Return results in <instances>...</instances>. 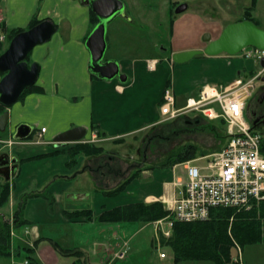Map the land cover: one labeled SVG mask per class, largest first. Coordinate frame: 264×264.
<instances>
[{
	"label": "crops",
	"instance_id": "crops-1",
	"mask_svg": "<svg viewBox=\"0 0 264 264\" xmlns=\"http://www.w3.org/2000/svg\"><path fill=\"white\" fill-rule=\"evenodd\" d=\"M122 2L126 17L118 16L123 21L121 25L113 26L112 23L116 18L108 23L103 59L117 61L119 72L126 76L124 82L119 81L117 77L109 80L100 79L88 69L90 57L85 40L95 26L92 20L93 12L88 5L82 4L80 0H2L1 2L0 24L4 25L6 30H25L34 19L38 21L49 19L55 24V32L50 39L42 45L35 46L38 49L31 56L40 67L35 83L40 89L26 93L6 108L9 113L8 123L12 129L25 123L30 125L34 132L31 139L16 141L17 145L11 144L13 145L11 158L16 159L17 168L10 175L9 200L12 207L13 203L15 207L19 205V218L26 222L19 224L20 228H23L25 233L31 231L28 235H17V240L23 241L24 245H21L23 249L32 247L37 239L40 242L42 240L48 242L50 239L57 241L63 248L82 250L90 264H106L110 260L109 264H125L126 248L129 244L122 242L120 229L114 226L107 228L109 224H100L95 220L68 219L64 216L63 210L74 208L80 205L81 201L89 203L95 215H99L104 209L133 202L159 201L164 208L170 206L186 181L184 162L175 163L170 168L161 170L149 169L147 167L149 165L145 166V163H136L132 166L122 160L121 157L127 154L118 147H123L130 136H137L161 123L159 106L166 86L173 89L175 107L180 108L185 104L186 98L196 96L204 84L247 77L254 67V60L245 58L242 52L235 55L199 54L182 63L173 62L172 56L176 52L201 50L206 45L203 40L205 34H208L210 39H214L222 30L221 25L208 28L201 14H189L186 3V9L174 17L167 45H154L155 51L149 54L132 49L130 38L139 41L141 35L132 32L133 19L139 18L141 22V18L147 14L141 12L138 3L135 8L130 0ZM171 2L179 4L177 1L171 0ZM251 17L253 18L252 15ZM242 19H244V10L232 22ZM213 32L218 34L214 36ZM1 33L6 35V32ZM217 121L221 123V120ZM42 127H45V131L40 136L42 143H32V140L38 138V132ZM73 127L85 129V137L78 142L95 145V141L83 142V140H90L96 135L97 145L109 150L114 156L113 160H111L113 156L107 158L108 161H112L110 165L115 166L113 161L116 160L123 166L124 178L141 169L135 173V177L121 193L113 197L103 194V191L114 188L122 179L118 181L121 178L119 175L116 180L111 179L110 173L113 170L110 168L105 170L106 168L101 164L95 165V157L78 156L75 164L72 166L67 164L69 155L66 149L68 145L76 142L60 147L55 145L53 138ZM11 132L9 136H12ZM226 141L225 136L224 143L218 146L211 144V151L201 149L199 157L196 146V157L185 162L193 164L200 159L204 160L203 157L222 148ZM57 147L61 152L50 155ZM39 155L42 156L19 162V159ZM155 158L153 160L157 159ZM178 167L181 168L183 176L178 174ZM84 184L90 187L81 188ZM45 195L52 197L51 203L44 197ZM89 224L93 230L90 241L82 234L79 235L81 229ZM40 227L48 228V234L43 233ZM144 228L145 226H141V229ZM56 233L60 235L61 241L52 237ZM13 236L14 233L11 243ZM135 237V235L129 236L128 242L133 241ZM95 239L104 242L102 245L105 249L102 250L103 252L106 250L110 255L107 260L101 261L100 253H95ZM152 240L150 234L149 244H152ZM141 241L142 238H138L133 248L136 249ZM259 245L264 247V242L248 245L249 249L242 264H264V248L259 249ZM17 251L19 252L18 247ZM34 251L32 254L25 252V257L30 256L32 260H40L39 264L58 263L56 258L49 263L42 261ZM123 251L124 258H114L115 254ZM158 258L160 262L157 264H164L163 260L166 256L160 258L158 252ZM68 264H77L75 257ZM166 264L214 263L208 260L174 261L172 257Z\"/></svg>",
	"mask_w": 264,
	"mask_h": 264
},
{
	"label": "rangeland",
	"instance_id": "rangeland-1",
	"mask_svg": "<svg viewBox=\"0 0 264 264\" xmlns=\"http://www.w3.org/2000/svg\"><path fill=\"white\" fill-rule=\"evenodd\" d=\"M173 1H177L179 4L186 3L188 5L187 12L189 14H195V13L201 14L208 28L215 25L218 26L221 25V27L223 28L226 24H229L230 22L232 23V21L238 18L241 15L242 11L251 5L252 0H173ZM1 2L2 0H0V5ZM130 2L133 3V7L135 8H137L135 5L138 3L140 5L141 12L147 14V16L141 18V22L138 20L139 18L133 19L134 25L131 27V30L133 33L138 34V36L139 34L141 35L139 37L140 40L138 39L139 41H135L136 40L135 38L134 39L130 38L132 40V44H131L132 49H138L142 51V53L145 52L149 54L155 51L154 45L155 46L158 44L167 45L170 37L169 31L172 24L171 20H174L175 19L174 17L178 15L174 13V8L178 4L171 2V0H130ZM255 2L256 3L254 5L253 10L248 12L250 15L253 16L254 20L256 21V25L264 29V0H255ZM124 17H126V15ZM122 22L123 21L121 17H116L115 22H113L112 24L113 26L114 25L117 26L123 24ZM217 34H218L217 32L212 33V35L214 36ZM125 38H129V37L125 36ZM136 42L139 43L136 44ZM7 44L8 42L6 41V38L4 39V41L0 42V53L6 48ZM37 49L38 47H35L30 51L29 58L26 59L28 63L31 62L32 60L31 56L34 54V52ZM254 62L255 64L251 73L259 70L258 63L256 61ZM263 80H264L263 78L260 80L258 79L255 85H258L259 87L263 86L264 85ZM255 102L256 100L254 101L252 100L249 104L246 105L245 116L248 122H249L248 111L254 109V106L256 104ZM3 110H5V108ZM189 114L191 116L195 115L192 113ZM190 115L187 114L179 115L180 117L177 116L178 118L175 117V119L172 120L169 119L170 121L165 120L167 122L159 125V127H162L163 133L161 132V134L167 135L166 133L168 132L173 133L172 136L170 134L167 138L159 137L161 136L160 134H158L159 130L156 129L153 130L152 128L143 131L137 136H133V137L130 136L123 147L122 146L118 147L120 149L122 148L123 152L127 154V156L121 157L122 160L126 164L132 166L136 165V163H145V166L151 165L156 161H158L162 156L164 157H162V159L160 160H163L166 156L173 153L174 150H176L179 146L185 143H192L195 146H197L198 148L197 157H199L201 149L202 150L206 149L207 151H211L213 145L218 146L220 143L225 142L226 135L224 134L225 131L222 122L220 123V121L217 120L208 121L204 118H202L200 121L195 118L197 115L192 117ZM194 120H198V121H194ZM184 121H187V123L185 124ZM198 122L199 124H195ZM183 124L185 125L184 127ZM15 128L16 127L12 129L8 123L5 130L3 132H0V154L5 153L9 157L13 156L11 147L13 145H17V143L16 144L12 143L13 145H10L7 142L10 140L13 141V139L11 138L12 136H9V133L12 131L11 134H13ZM95 144L97 145L96 142ZM24 145L27 144L24 143ZM61 145L64 144H60L59 146ZM103 154L104 156L102 155L95 157V165H98L99 163H105V161L108 158L107 156L112 155V153L109 150H106L104 148H103ZM116 156L119 157V155ZM154 158L156 159V161L153 160ZM89 163H91V161H89ZM113 163L115 164V166L112 165L113 171L110 173L111 176L110 178L116 180L119 175V178L120 177L121 178L118 179V181H120L121 179L123 180L124 179L123 175L117 174L118 169H121V171H123V166L119 165V161L116 160H114ZM205 163L206 161L203 159L193 162V164L198 166L204 165ZM177 172L179 175L183 176L180 167L177 168ZM10 182H11L10 175L7 176L0 174V190L1 188H3V186L6 183H8L10 188ZM83 187L89 188L90 186L84 184L81 185V188ZM81 202L82 203L80 205H77L74 208L76 207L81 209L90 208L89 203H85V201H81ZM19 208H20L19 205L15 207L14 203L12 207L9 197L7 201L0 206V228H3L4 224L7 223L8 232H9V246L6 248V251H8L9 254L0 255V264H30L29 263L30 260L27 257H25L26 256L25 248L23 249L21 246L24 245L23 241L17 240L20 234L22 235L31 234V231L25 233L23 228H20L19 225L16 226V222L19 220V216H20ZM84 220L86 219L84 218ZM112 224H109L107 228H112V226H114V228L120 229V234L123 239L122 242L125 241L126 244H129L128 248H126L127 262L125 264H157L158 262H160L158 258V252L165 253L166 259L163 260L164 264H166V262L171 261L172 259L171 251L168 247L163 245V238H161L160 240V244H161L160 251L156 252V250L153 248L154 246L153 242L152 244L150 243L152 247L150 246L149 244L150 234L152 235V239H153V229L151 222H122V223H112ZM141 226L142 227L145 226V228L141 229ZM40 229L41 231H44L43 233L47 232L48 234V228L42 229L40 227ZM80 232L81 233H79V235L82 234L85 239H89L90 241V238L92 237V233H93L90 224L85 225ZM13 233L14 236H13V241L11 243V237ZM132 235H135L136 237L133 241H130L129 243L128 237ZM52 237H54L55 240L61 241L60 235H58L57 233L54 234V236ZM138 238H142V241L139 244V246L136 247V249H134L133 245L137 243ZM103 243L104 242L102 240L95 239V253L96 252L100 253L101 261H105L110 257V255L108 254V252H106V250H104L103 252L102 249H105L104 246L102 245ZM235 243L236 242H233L229 260L231 264H240L237 257L240 256V258L244 262L245 253L248 252L249 247L248 245L241 247L238 243L236 244ZM1 244L2 243L0 242V246ZM31 246L33 247V244ZM17 247L19 248V252L17 251ZM258 248L262 249L264 247L263 245H259ZM34 250H35L34 254L35 252H37L39 258L42 261H46L48 263L49 261H53L56 258V260L58 259V263L56 264H66V263L68 264V262H70V260L73 258L71 256L61 257L54 250L52 245H50V243H48L46 240H42L41 242L39 241V243L34 245ZM238 251L240 255L237 256ZM119 253L114 255L115 259H122L116 256ZM98 255L99 254H97V256ZM97 256L95 255V258H97ZM38 261L39 263H41L40 260ZM110 261H107L106 264H109Z\"/></svg>",
	"mask_w": 264,
	"mask_h": 264
},
{
	"label": "built area",
	"instance_id": "built-area-1",
	"mask_svg": "<svg viewBox=\"0 0 264 264\" xmlns=\"http://www.w3.org/2000/svg\"><path fill=\"white\" fill-rule=\"evenodd\" d=\"M4 39L5 36L0 32V42ZM241 52L245 58L258 63V71L244 78L204 84L196 96L187 97L180 108L175 107L173 89L166 86L163 90L159 106L161 122L189 113L207 120H221L227 141L222 148L203 157L206 161L204 165L183 163L186 175L183 189L172 204L165 208L169 213L151 222L154 249L157 251H160L161 238L171 235L176 221L206 220L213 208L249 210L254 203L264 201L261 135L251 128L245 116L246 103L256 87V81L264 77V65H261L264 49L246 47ZM44 131L45 127L40 128L38 138L31 142L42 143L40 136ZM94 141H97L96 135L90 140H83ZM12 143L15 141H8V144ZM239 251L237 256L240 255ZM116 256L123 258L124 251ZM159 256L165 257V253L159 252ZM237 258L242 264L240 256Z\"/></svg>",
	"mask_w": 264,
	"mask_h": 264
},
{
	"label": "trees",
	"instance_id": "trees-1",
	"mask_svg": "<svg viewBox=\"0 0 264 264\" xmlns=\"http://www.w3.org/2000/svg\"><path fill=\"white\" fill-rule=\"evenodd\" d=\"M255 3V0H252L251 5L245 8L244 19H249L256 24V21L248 12L253 10ZM92 20L94 23L97 21L94 14L92 15ZM173 21L174 20H171V23H173ZM38 22V20H32L27 29ZM22 30L23 29L6 30L4 25L0 24V31L6 32L5 38L7 42H9L16 33ZM28 58L29 55L27 59ZM250 74L251 72L248 75ZM39 89L40 88L36 87V85H32L30 88L24 91L19 99H21L26 93L32 90L38 91ZM3 109L4 107L0 105V113L4 111ZM195 118L201 120L203 117L197 115ZM167 121H163L159 125ZM184 123L186 124L187 121H184ZM159 125L152 128L153 130H159L158 134L161 135L159 137L167 138L170 134L172 136L173 133L171 132L166 133L167 135L161 134L162 127H159ZM184 126L185 125L183 124V127ZM33 133L27 138L28 140L32 138ZM64 145L66 146L68 144ZM64 145H61L60 147ZM260 149L264 154V142L261 143ZM66 151L69 155L67 162L69 166H72L76 163L78 156H104L103 148L92 143L76 142L68 145ZM196 151L197 148L194 144L185 143L174 150L173 153L166 156L163 160L160 159H162L164 156H162L158 161L155 160V163L147 167L149 169L158 168L160 170L170 168L175 163H181L195 158ZM58 152H61L59 147L51 152L50 155L57 154ZM41 156L42 155L19 159V162ZM112 156L113 155L107 157L109 158ZM113 159L114 156L111 160ZM111 162L112 161H108L107 159L105 163L99 164L104 166L106 168L105 170L109 168L113 170V167L110 165ZM140 170L141 169H138L136 172H139ZM135 173L128 176L127 178H124L114 188L103 191V194L107 197L118 195L135 177ZM117 174L123 175V171L118 169ZM8 197L9 185L6 183L0 190V206L7 201ZM44 197L49 201V203H51V196L45 195ZM168 213L169 211L164 209L162 203L159 201H154L151 203L133 202L118 205L110 209H104L99 215H95L91 208L81 209L76 207L71 209L66 208L63 210L64 216L68 219L84 217L86 220H95L100 224L152 222L166 216ZM24 223L26 222L22 218H19V220L16 222V226ZM0 242L2 243L0 246V255H8L9 252L6 251V248L9 246V232L7 223L4 224L3 228H0ZM48 242L59 255L75 257L77 264H90L88 257L82 250L63 248L57 241L50 239H48ZM233 242L238 243L241 247L264 242V201L254 203L249 210H236L234 208L223 207L213 208L211 209L210 215L206 220L192 222L176 221L173 223L171 235L167 238H163V245L170 249L174 261L208 260L214 264H231L229 258ZM37 243H39V239L34 241L33 247H25V251L32 254L34 251V245ZM27 258L30 260V264H39L36 260H32L30 256H27Z\"/></svg>",
	"mask_w": 264,
	"mask_h": 264
},
{
	"label": "water",
	"instance_id": "water-1",
	"mask_svg": "<svg viewBox=\"0 0 264 264\" xmlns=\"http://www.w3.org/2000/svg\"><path fill=\"white\" fill-rule=\"evenodd\" d=\"M88 5L97 21L85 40V46L89 51L88 69L91 74L100 79L109 80L117 77L124 82L126 76L119 72V65L115 60H104L106 50L107 25L118 16H125L122 0H80ZM186 9L185 3H180L174 8L176 14ZM55 32V24L44 19L28 29L16 33L8 42L6 48L0 53V105L8 108L15 103L24 91L35 85L39 75V64L26 61L30 51L38 45L47 42ZM206 45L201 50H188L176 52L172 61L182 63L195 55H227L238 54L246 47L264 49V29L258 27L249 19H242L226 24L220 34L210 39L208 34L203 36ZM264 65V61H261ZM9 113L4 110L0 114V132H3L8 124ZM33 132L32 127L22 123L16 126L12 139L21 141L27 139ZM85 137L83 127H73L54 136L55 145L78 142ZM7 157V154H4ZM16 159L8 158L1 162L5 166L9 162L15 163Z\"/></svg>",
	"mask_w": 264,
	"mask_h": 264
},
{
	"label": "flooded vegetation",
	"instance_id": "flooded-vegetation-1",
	"mask_svg": "<svg viewBox=\"0 0 264 264\" xmlns=\"http://www.w3.org/2000/svg\"><path fill=\"white\" fill-rule=\"evenodd\" d=\"M0 77H1V75H0ZM263 79H264V77H263ZM252 100L253 101L256 100V102H255L256 104H255L253 110L248 111L249 112L248 113V120H249L251 128L254 131H257L261 135V140H262V142H264V85L260 86V87L258 85H256L252 94L250 95L249 99L247 100L246 105L249 104ZM5 110H6V108H5ZM4 154L5 153L0 154V161L1 162L6 161L8 158L11 159V157H9L8 155L6 157V156H4ZM16 168H17L16 162L15 163L9 162L5 166H3V165L0 166V174L7 175V176L11 175L12 173H14Z\"/></svg>",
	"mask_w": 264,
	"mask_h": 264
}]
</instances>
